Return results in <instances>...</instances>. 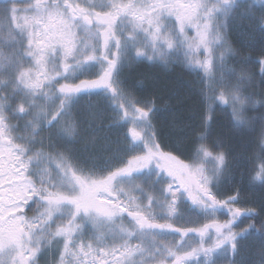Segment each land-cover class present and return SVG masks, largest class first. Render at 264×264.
Segmentation results:
<instances>
[{
    "label": "snow or ice",
    "instance_id": "snow-or-ice-1",
    "mask_svg": "<svg viewBox=\"0 0 264 264\" xmlns=\"http://www.w3.org/2000/svg\"><path fill=\"white\" fill-rule=\"evenodd\" d=\"M0 264H264V0H10Z\"/></svg>",
    "mask_w": 264,
    "mask_h": 264
},
{
    "label": "trees",
    "instance_id": "trees-1",
    "mask_svg": "<svg viewBox=\"0 0 264 264\" xmlns=\"http://www.w3.org/2000/svg\"><path fill=\"white\" fill-rule=\"evenodd\" d=\"M235 46V45H234ZM247 54V53H246ZM254 55V54H253ZM228 67H235L232 60H228L227 63ZM141 73H149L154 76L160 82H168V81H184L189 82L193 79V77L188 76L185 74L179 66L175 68L174 71H165L162 68H147L141 67L139 69ZM258 71V69H256ZM161 95H166V93L161 92ZM223 107V106H222ZM199 109V104L197 103V97L193 96L186 102L184 106V110L178 112L176 115V126L178 127L175 131H171V128L168 123L164 125V129L161 131V138L167 143L170 142L169 135L172 137L178 136H189L192 135V128L198 126V121H194L191 118L194 116L195 112ZM171 120V118H169ZM227 124L226 117L220 113L217 115V130H221L224 125ZM244 141H237L234 146L239 148L242 147ZM244 146L247 144L245 141Z\"/></svg>",
    "mask_w": 264,
    "mask_h": 264
},
{
    "label": "rangeland",
    "instance_id": "rangeland-1",
    "mask_svg": "<svg viewBox=\"0 0 264 264\" xmlns=\"http://www.w3.org/2000/svg\"><path fill=\"white\" fill-rule=\"evenodd\" d=\"M8 2H10V0H0V10H2L3 8H4V6L8 3ZM94 78V77H93ZM133 127V125H129V132H130V130H131V128ZM178 127L177 126H175L174 128H171V131H175V129H177ZM246 140H244V142H243V145H242V147L244 146V143H246L245 142ZM241 172H243L244 171V169H241L240 170ZM240 175L238 174L237 176H236V179H237V181H239L240 180ZM247 195H248V197L249 198H253L254 196H255V193L254 192H251V191H249L248 193H247ZM257 203H259V200L257 199ZM249 206H251V205H249ZM221 220H223V219H225L226 217H224L223 215H221L220 217H219ZM250 222H252V221H248V222H245L244 224H243V227H247V223H250ZM234 230H239V228H237V229H234Z\"/></svg>",
    "mask_w": 264,
    "mask_h": 264
}]
</instances>
